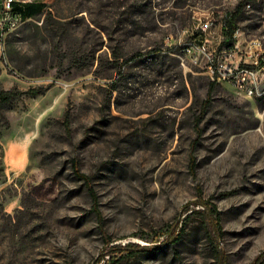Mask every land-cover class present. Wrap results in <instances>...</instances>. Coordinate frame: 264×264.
<instances>
[{"label":"rangeland","instance_id":"obj_1","mask_svg":"<svg viewBox=\"0 0 264 264\" xmlns=\"http://www.w3.org/2000/svg\"><path fill=\"white\" fill-rule=\"evenodd\" d=\"M16 2L44 7L0 37V91L39 93L0 105V264H264V103L186 50L245 2L249 65L264 0Z\"/></svg>","mask_w":264,"mask_h":264},{"label":"built area","instance_id":"obj_2","mask_svg":"<svg viewBox=\"0 0 264 264\" xmlns=\"http://www.w3.org/2000/svg\"><path fill=\"white\" fill-rule=\"evenodd\" d=\"M16 0H0V37L14 31L23 20L21 12L15 8ZM210 21L200 24L198 30L204 36L201 44L187 47V51H195L197 56L206 59L208 71L212 78L218 81L228 82L254 98H264V86H261L264 78V48L261 43L249 41L247 53L252 58L249 65H243L231 59V51L237 47L234 42L233 50L220 49L216 54L215 50L209 48V40L206 34L211 29Z\"/></svg>","mask_w":264,"mask_h":264},{"label":"trees","instance_id":"obj_3","mask_svg":"<svg viewBox=\"0 0 264 264\" xmlns=\"http://www.w3.org/2000/svg\"><path fill=\"white\" fill-rule=\"evenodd\" d=\"M245 2H239L236 6L235 12L226 19L225 24L223 25V33H224V40L220 44V49L225 48L226 50H233L234 42H235V33L238 29L237 21L239 18V14L241 11V7L244 5ZM44 5L40 3H26L24 5H20L19 3H16L15 8L18 9L21 12V15L24 19L31 18L38 14L42 9ZM39 92L36 89H29L25 92H20L17 90H8V91H0V105L5 104L13 100L18 95H37ZM64 125L66 129H69V118L68 115L65 114L64 116ZM72 168H73V174L76 176L77 179L82 181L85 186L88 181V178L84 173H82L79 169V164L77 160H72ZM198 203L202 204L205 208V210L202 212L205 215V218L207 219L208 223L213 228L218 227V217L215 214V210L213 208H210L208 206V203L199 201ZM184 211H187V206H185ZM180 229L178 224L171 227V232L169 233V236L162 241V245H165L169 243L170 241L176 239L179 235ZM138 245L135 244H128L125 246H115L113 248H110L108 252L104 253L100 258L103 259V257L107 254H110L111 252H114V250L119 251H130L132 248H138ZM262 257V254L252 263V264H258L259 259Z\"/></svg>","mask_w":264,"mask_h":264},{"label":"bare ground","instance_id":"obj_4","mask_svg":"<svg viewBox=\"0 0 264 264\" xmlns=\"http://www.w3.org/2000/svg\"><path fill=\"white\" fill-rule=\"evenodd\" d=\"M18 26H16L15 28H14V30L17 28ZM254 42H258V41H255L254 40ZM257 99H260L263 103H264V98H257Z\"/></svg>","mask_w":264,"mask_h":264},{"label":"crops","instance_id":"obj_5","mask_svg":"<svg viewBox=\"0 0 264 264\" xmlns=\"http://www.w3.org/2000/svg\"><path fill=\"white\" fill-rule=\"evenodd\" d=\"M20 4V3H19ZM21 6L23 5V4H20ZM27 19V18H26Z\"/></svg>","mask_w":264,"mask_h":264}]
</instances>
